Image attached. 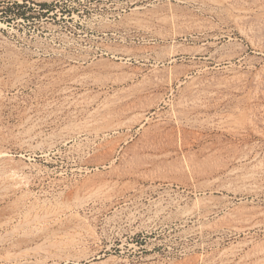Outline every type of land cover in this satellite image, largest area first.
Wrapping results in <instances>:
<instances>
[{"label": "rangeland", "instance_id": "374dc122", "mask_svg": "<svg viewBox=\"0 0 264 264\" xmlns=\"http://www.w3.org/2000/svg\"><path fill=\"white\" fill-rule=\"evenodd\" d=\"M137 7L189 13L169 0H0V258L262 263L264 224L237 232L225 205L264 219V0H230L203 16L243 56L217 79L246 82L207 93L189 82L145 92L107 82L153 73L127 55L169 46L125 29ZM193 100L207 108L185 112ZM119 122L133 127L122 149L127 129L102 132ZM112 151L117 162L96 169Z\"/></svg>", "mask_w": 264, "mask_h": 264}, {"label": "bare ground", "instance_id": "6f19581e", "mask_svg": "<svg viewBox=\"0 0 264 264\" xmlns=\"http://www.w3.org/2000/svg\"><path fill=\"white\" fill-rule=\"evenodd\" d=\"M229 1L230 0H169L170 4L176 6L181 5L189 10V13L183 15L175 12L169 15V18L162 14H154L144 7L132 9L129 13L130 18L125 24V29L130 32L135 31L143 35L154 36L158 41H169V46H167L164 53L155 54L147 50L144 53L134 52L127 55V61H140L144 64L149 63L150 66L154 68L153 73H149L141 78V67L139 70L129 75L107 80V82L119 86L129 85L130 88L137 86L140 92L158 89L166 83L173 87L178 83L183 84L189 82V84L195 87V92L197 93H201L202 91L207 93V91L214 89L220 90L221 88L238 89L240 85L246 84V82L240 79V75L232 78L223 77L217 79L219 78L217 77V73L222 71L229 72L232 70V66H234L235 62L242 63L243 56L235 52L236 44L233 42L229 33L219 32L213 23H208L206 19L203 18L209 11L225 7ZM167 27H169V34H165L163 31H155L156 29L162 30ZM240 35L245 40L255 44L254 39L246 32H241ZM225 39H229V41H225ZM112 58L114 60H123V57L115 53H112ZM161 73H164L165 78L162 77ZM236 81H238L239 84L235 83ZM71 83H78L75 76ZM203 95H205V93ZM197 102L193 100L190 103H183L181 106L186 110L183 109V111L187 113H202L201 109L207 108V106ZM132 128V126H127L126 123L119 122L118 124L108 126L102 132H104V135L119 133V131L123 129H127L129 132ZM102 132H97V137H99ZM235 133H238L237 130H235ZM131 137L132 135L130 132L124 135L121 143H118V148H120L122 144H127ZM113 153L114 154L111 155L112 157L109 158V160L95 164V168L99 170L102 166V168H104L107 167V165H114L117 162L116 157H114L116 151ZM249 182L250 181L245 180V182L242 183L245 187V192L255 191L256 188L252 187V184ZM225 189H227L229 194L232 192L238 194V192L234 191L231 187H225ZM229 204L225 205V216L228 218L230 228L237 232H242L263 226L264 219L261 218V213L252 210L253 213L250 212V214H236ZM27 257H30L29 254L7 253L5 256L1 257L0 260L2 262L1 264H29L25 259ZM83 261L85 264H119L120 262L113 259V257L107 258L105 254H91L75 260L73 264H82ZM261 261V264H264V256ZM66 264L70 263L67 262Z\"/></svg>", "mask_w": 264, "mask_h": 264}]
</instances>
